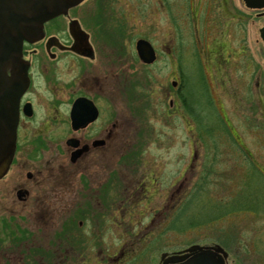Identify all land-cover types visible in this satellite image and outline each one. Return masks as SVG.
<instances>
[{
    "label": "flooded vegetation",
    "instance_id": "1",
    "mask_svg": "<svg viewBox=\"0 0 264 264\" xmlns=\"http://www.w3.org/2000/svg\"><path fill=\"white\" fill-rule=\"evenodd\" d=\"M3 1L0 0V7ZM211 1L217 20L213 22L219 28L216 37L196 40L195 45L203 48L207 60L198 93L194 92L186 67L183 71L177 68V58L184 59L186 45H180L179 51L175 46V50L165 52L148 39L156 50L152 63L140 58L136 48L138 39L133 49L130 44L125 45L124 39L119 48L112 49L114 40L108 33H115V27L119 26L116 21L111 22L109 0H94L90 9L95 15L100 5L105 9L93 31L83 23L85 0L15 1L14 8L27 6L22 16L27 23L17 35L5 23L6 16L12 13L11 5L3 8L0 126L12 130L13 137L12 152L0 156V218L3 216L4 240L12 241L17 251L11 252L10 258H0V264H65L69 250L96 243L91 241L90 234L111 230L115 181L122 185L121 172L113 166L115 137L122 133L114 121V89L118 86L121 90L119 86L127 84L121 80L130 79L133 70L154 66L161 53L166 54L175 68L170 76L173 88L166 95L170 102L167 114L181 115L185 109L190 149L183 172L173 177L171 184L191 180L188 173L201 159L203 169L224 165L253 172V178L261 181L264 177V0H250L256 6H250L247 0H206L208 7ZM187 2L186 22L180 23L184 27L179 37L189 28L200 33V24L196 23L200 16L197 18L196 11L195 16L188 18L194 8L193 2ZM170 15L176 29L177 13L173 11ZM168 39L174 41L176 34ZM114 79L118 80L116 84ZM142 79L133 81L129 91L122 90L131 100L126 105L127 109L133 108L130 116L140 118L142 126L135 130L144 143V138H155L157 131L151 120L159 118L156 101L161 92L156 84ZM198 94L203 106L211 112L216 110L221 130L216 125V128L205 125L195 107L198 101L194 95ZM227 105L251 119L250 134L234 125ZM193 118L199 122L200 132L194 127ZM200 134L212 141L207 153L200 152L203 143ZM248 137L253 145H249ZM3 141L6 145L7 140ZM139 160L130 151H124L121 157V166L132 168L133 175L140 172L138 167H144L141 178L134 175L132 186L124 184L120 193L126 200L136 197L139 187L146 193L150 185L157 183V177H153L155 169L149 168V161L155 158ZM2 240L0 236V243Z\"/></svg>",
    "mask_w": 264,
    "mask_h": 264
},
{
    "label": "rangeland",
    "instance_id": "2",
    "mask_svg": "<svg viewBox=\"0 0 264 264\" xmlns=\"http://www.w3.org/2000/svg\"><path fill=\"white\" fill-rule=\"evenodd\" d=\"M85 1L86 3L82 5L83 12L86 13L83 23L88 30L93 31L94 24L104 16L105 7L98 3L100 6L97 7L95 15L90 9L94 0ZM190 1L193 2L194 10L193 15L189 13L188 18L198 12L197 18L200 16V20L196 23L200 24L198 26L200 33H193L189 28L186 32L183 30L182 37L178 35L181 33V27H184L180 26V23L186 22L187 0H109L111 22L116 21L119 27H115V33L111 32L108 35L114 40L112 48L114 50L119 48V43H122L123 39L124 43L126 41L125 45L128 43L133 49L139 37L149 39L155 47L165 52L170 49L175 50V46L179 51L180 45H186L183 47L184 59L181 61L177 58V68L183 71L186 67L185 70L192 79L194 92L198 93L201 91V87L198 86L200 76L206 69L204 64L207 60L203 48L195 45L196 40L199 37L201 39L216 37L219 25L213 22L216 15L213 13L215 9L212 1L209 7L206 0ZM173 11L178 15H175L179 23L176 29V25H172L173 16L170 15ZM173 34H176V39L170 41L168 38ZM174 73L175 68L171 65L170 59H167L165 53H161L159 61L154 66L133 70L132 74L129 73L130 79L121 80L127 82L124 86H119L121 90L115 86L114 121L118 122L119 131L122 133L115 137L113 166L121 172L119 179L122 185L115 181L117 189L114 190L111 230L90 234L91 241L96 243L69 250L65 264H160L162 252L181 251L194 244L221 245L229 253L228 264H264V177L258 181L253 178V172L246 173L243 169L227 168L223 165L213 169L205 180L204 175L207 174L208 169L202 168L203 159H201L199 165L188 173L191 180L181 181L176 185L171 184L173 177L183 172L190 154L185 128L187 120L185 109L183 108L181 115L167 114L170 102L166 95L173 88L170 76ZM141 77L146 83L156 84L161 92L159 101H156L159 118L151 120L157 132L155 138H144V143L135 130L142 126L138 120L140 118L135 115L136 118L130 116L133 115L130 114L133 108L131 106L127 109L126 105L131 100H128L122 90L132 89L133 81H141ZM114 82L116 84L118 80L114 79ZM194 96L198 101L195 107L201 112L205 125L209 124L211 128H216V125L218 130H221L216 110L211 112L206 105L203 106L204 102L199 101V94ZM226 109L234 125L240 130H247L246 134L252 132L250 118L240 115L239 109L235 113L231 105H227ZM123 119H127V122H123ZM193 125L196 128L199 125L194 118ZM197 131L201 130L197 128ZM196 136L198 137V134ZM200 136V142L203 141L202 144L200 143V152L207 153L212 141L204 134ZM221 136L226 137L224 134ZM248 141L249 145H253L250 137ZM219 144L224 143L219 142ZM140 145L144 146V149H140ZM143 150L146 152L144 153ZM124 151L135 153V156L140 158V162L149 161L146 158H155L154 161H149L151 165L149 168L155 169L156 175L153 177H157L156 185H147L151 189L146 193L143 192L142 186L139 187L136 197L130 200H126L120 192L125 183L132 186L134 175L136 178L142 177L144 167L143 165L138 167L140 172L134 175L132 168L122 167L121 157ZM201 157L204 155L202 154ZM205 181L207 183L200 187ZM181 183L183 184L180 185ZM2 217L0 218V236L3 238L0 243L1 260L10 258L11 252L17 251L12 241L4 240L6 236L1 226Z\"/></svg>",
    "mask_w": 264,
    "mask_h": 264
},
{
    "label": "water",
    "instance_id": "3",
    "mask_svg": "<svg viewBox=\"0 0 264 264\" xmlns=\"http://www.w3.org/2000/svg\"><path fill=\"white\" fill-rule=\"evenodd\" d=\"M15 1L17 0H4L0 7V13L4 14L3 8L11 5V15L6 16L5 23H7L10 28L13 30L14 35H17V32L23 30L22 26L25 24V20H23V12L27 9V6L23 5V9L21 7H15ZM28 1V0H26ZM68 3L71 0H64V3ZM77 1V0H75ZM81 1V0H78ZM63 3V4H64ZM247 3L250 6H256L251 3L250 0H247ZM10 9V7H9ZM33 20V19H32ZM4 23L3 18L0 19V25ZM27 23V22H26ZM136 48L139 52L140 58L144 60L146 63H152L156 59V50L153 47L152 43L145 39L139 38L137 40ZM7 51V50H6ZM74 112V111H73ZM72 116L74 117V113ZM11 132V134H10ZM12 130H6L5 128L1 129L0 126V156L10 154L9 151L12 152ZM3 139L7 140V144H4ZM229 253L219 244L214 245H201L194 244L190 247L182 249L181 251L176 252H162L160 257V264H228Z\"/></svg>",
    "mask_w": 264,
    "mask_h": 264
},
{
    "label": "trees",
    "instance_id": "4",
    "mask_svg": "<svg viewBox=\"0 0 264 264\" xmlns=\"http://www.w3.org/2000/svg\"><path fill=\"white\" fill-rule=\"evenodd\" d=\"M212 171H213V169H208L207 174L204 175L205 180H207V178H208L207 176H209L212 173ZM206 183H207V181H205L204 183L200 184V187H201V185L206 184Z\"/></svg>",
    "mask_w": 264,
    "mask_h": 264
}]
</instances>
